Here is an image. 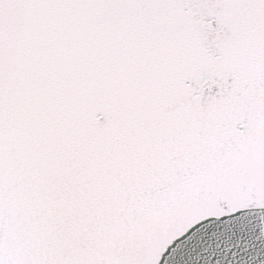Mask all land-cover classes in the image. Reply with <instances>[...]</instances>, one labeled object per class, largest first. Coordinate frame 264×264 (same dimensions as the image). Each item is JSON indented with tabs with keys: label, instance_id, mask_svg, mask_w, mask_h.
<instances>
[{
	"label": "snow or ice",
	"instance_id": "snow-or-ice-1",
	"mask_svg": "<svg viewBox=\"0 0 264 264\" xmlns=\"http://www.w3.org/2000/svg\"><path fill=\"white\" fill-rule=\"evenodd\" d=\"M0 264H264V0H0Z\"/></svg>",
	"mask_w": 264,
	"mask_h": 264
}]
</instances>
